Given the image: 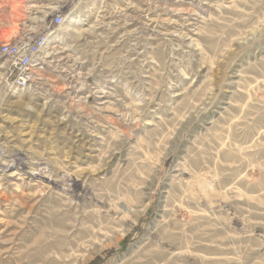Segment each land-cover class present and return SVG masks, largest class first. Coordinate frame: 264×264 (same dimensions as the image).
<instances>
[{
  "label": "rangeland",
  "instance_id": "374dc122",
  "mask_svg": "<svg viewBox=\"0 0 264 264\" xmlns=\"http://www.w3.org/2000/svg\"><path fill=\"white\" fill-rule=\"evenodd\" d=\"M43 31L20 90L0 54V264H264V0H0V47Z\"/></svg>",
  "mask_w": 264,
  "mask_h": 264
},
{
  "label": "built area",
  "instance_id": "2783aa9c",
  "mask_svg": "<svg viewBox=\"0 0 264 264\" xmlns=\"http://www.w3.org/2000/svg\"><path fill=\"white\" fill-rule=\"evenodd\" d=\"M64 22L65 18L62 15H56L52 24L61 26ZM49 37L50 34L43 31L17 44L1 45L0 54L6 57L9 62L8 81L11 82L10 86L15 90H20L32 80L31 68L40 62V56L48 46Z\"/></svg>",
  "mask_w": 264,
  "mask_h": 264
},
{
  "label": "bare ground",
  "instance_id": "6f19581e",
  "mask_svg": "<svg viewBox=\"0 0 264 264\" xmlns=\"http://www.w3.org/2000/svg\"><path fill=\"white\" fill-rule=\"evenodd\" d=\"M37 64H39V63H37ZM37 64H36V65H34V66H37Z\"/></svg>",
  "mask_w": 264,
  "mask_h": 264
},
{
  "label": "trees",
  "instance_id": "16d2710c",
  "mask_svg": "<svg viewBox=\"0 0 264 264\" xmlns=\"http://www.w3.org/2000/svg\"><path fill=\"white\" fill-rule=\"evenodd\" d=\"M96 261H98V260H96ZM96 261H95V262H96ZM95 262H94L93 264H95Z\"/></svg>",
  "mask_w": 264,
  "mask_h": 264
}]
</instances>
